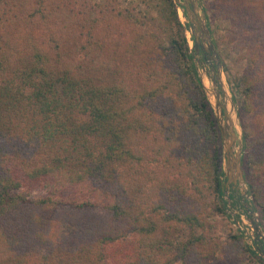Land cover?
Here are the masks:
<instances>
[{
  "label": "trees",
  "instance_id": "obj_1",
  "mask_svg": "<svg viewBox=\"0 0 264 264\" xmlns=\"http://www.w3.org/2000/svg\"><path fill=\"white\" fill-rule=\"evenodd\" d=\"M209 8L215 45L246 61L241 165L264 220V0ZM178 9L0 0V264H264L224 229L220 132Z\"/></svg>",
  "mask_w": 264,
  "mask_h": 264
},
{
  "label": "rangeland",
  "instance_id": "obj_2",
  "mask_svg": "<svg viewBox=\"0 0 264 264\" xmlns=\"http://www.w3.org/2000/svg\"><path fill=\"white\" fill-rule=\"evenodd\" d=\"M94 1L96 3H104L107 0H94ZM210 1L211 0H197L199 15L200 17H203V15L205 17L206 25L210 31L211 42L213 43L215 47V51L221 61V78H222L223 90L225 92V102L227 104L228 112L231 114L234 120L235 132L238 135V137H241L242 139L240 122L237 115L238 104L234 101V99L238 97V89L236 85L238 82V78L240 77L244 68L246 67V61L243 58L240 59L237 55L231 52L229 46L222 45L218 47L215 45L214 42L217 39L218 34L224 31L226 24L223 21L217 22L212 19L211 9L209 8ZM178 14L181 22L185 25L186 22H188V20H186L183 17V13L181 9H178ZM186 37L190 49L194 50L193 37L190 29L186 31ZM193 59L198 69V76L200 80H202L205 86L204 90L207 99L213 109L215 107V97H214L215 90L210 80L211 65L206 64L204 55L201 52L198 55L195 53ZM209 90H211V92L213 93L211 97L208 93ZM221 145H222V141H221ZM222 153H223V147H222ZM224 161H225V155L223 153V157H222L223 174H224V169H223ZM226 182L227 180L224 174V184H223L224 196L222 198L223 200H225V209L227 214V218L224 221V223L226 222V226L224 227V229L226 230L229 228L230 230L236 232L240 236L241 241L246 246H249L251 250H254L258 254V256L262 257V253H264V244H261V242H259L257 238L254 236L252 224L250 222L249 211L245 206V203H248L252 207L250 203L251 197L248 194V187L245 182L244 183L237 182L235 185L229 184L228 186ZM34 194L40 195L41 193L35 192ZM256 219L260 224L262 234H264V220L262 219L260 220L257 214H256ZM206 221L207 224H215L218 227H221V225H223L222 220L220 219H207ZM186 234L187 231L185 229L173 230L169 235V239L172 242H179L185 239ZM257 247H262V252H258ZM217 255L219 258V262L215 264H224L222 253L219 251ZM208 264L210 263L208 262ZM226 264H233V263L229 262Z\"/></svg>",
  "mask_w": 264,
  "mask_h": 264
},
{
  "label": "water",
  "instance_id": "obj_3",
  "mask_svg": "<svg viewBox=\"0 0 264 264\" xmlns=\"http://www.w3.org/2000/svg\"><path fill=\"white\" fill-rule=\"evenodd\" d=\"M173 1L176 5L181 6L186 13L193 37V49L195 53L198 55L201 52L204 55L206 64L211 65L210 80L215 90V107L213 109L220 132L223 153L225 155L223 169L227 186L229 184L235 185L237 182L244 183L241 165L243 143L241 137H238L235 132L234 120L227 109L221 78V61L211 42L210 31L206 25L205 17L204 15L203 17L199 15L197 0ZM202 85L205 88L203 82ZM245 206L249 211L250 222L253 225L255 237L261 244H264V234H262L254 209L248 203H245ZM262 257H264V253H262Z\"/></svg>",
  "mask_w": 264,
  "mask_h": 264
},
{
  "label": "bare ground",
  "instance_id": "obj_4",
  "mask_svg": "<svg viewBox=\"0 0 264 264\" xmlns=\"http://www.w3.org/2000/svg\"><path fill=\"white\" fill-rule=\"evenodd\" d=\"M179 11H180V10H179ZM189 39H190V37H189ZM199 74H200V73H199ZM208 93H209L210 97L213 95V93L211 92V90H209ZM251 224H252V223H251ZM252 228H253V225H252ZM253 233H254V230H253ZM254 236H255V233H254Z\"/></svg>",
  "mask_w": 264,
  "mask_h": 264
}]
</instances>
